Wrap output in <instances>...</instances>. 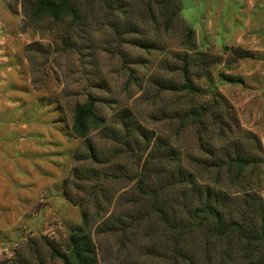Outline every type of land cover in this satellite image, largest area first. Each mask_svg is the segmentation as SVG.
Returning <instances> with one entry per match:
<instances>
[{
	"label": "rangeland",
	"instance_id": "rangeland-1",
	"mask_svg": "<svg viewBox=\"0 0 264 264\" xmlns=\"http://www.w3.org/2000/svg\"><path fill=\"white\" fill-rule=\"evenodd\" d=\"M125 5L132 31L98 20L84 33L74 27L68 34L63 24L30 22L21 0H0V264H62L50 257L48 242L63 250L82 210L97 264H264V239L246 253L236 231L220 237L211 221L197 223L191 210L202 199L175 178L157 175L156 154L160 136L178 145L184 160L198 156L194 131L174 143L164 117L177 96L171 88L181 80L178 57L196 51L203 60L191 62L193 82L203 90L213 84L233 118L226 140L208 135L214 156L206 158L217 160L239 146L251 162L240 182L222 175L215 186L202 182L214 171L198 173L191 165L201 176L195 186L209 185L225 199L227 220H239L245 194L264 202V0H176L166 29L160 0ZM148 9L155 19L146 16ZM88 94L104 122L80 138L71 130L73 106ZM127 112L147 130V147L142 139L126 146L110 134L122 131ZM172 171L176 166L166 165V173ZM140 174L149 186L176 182L159 199L167 198L175 218L190 224L185 231L161 222L137 189ZM130 215L137 221L119 231L116 220Z\"/></svg>",
	"mask_w": 264,
	"mask_h": 264
},
{
	"label": "trees",
	"instance_id": "trees-1",
	"mask_svg": "<svg viewBox=\"0 0 264 264\" xmlns=\"http://www.w3.org/2000/svg\"><path fill=\"white\" fill-rule=\"evenodd\" d=\"M127 0H21L23 14L27 16L30 22L38 25L41 21H47L53 25L63 24L66 26V33L69 34L68 29L78 27L80 32L84 33L86 28L101 20L105 25L112 26L114 29H124V33L132 31V23L130 20L129 10L126 9L125 2ZM161 10L159 14L162 18V27L166 29L169 26L170 20L177 14L176 0H160ZM117 6V8H114ZM170 6V8H168ZM163 8V9H162ZM97 9L100 13L97 14ZM146 16L150 19H155L152 9L146 10ZM124 21V22H123ZM192 29L187 28L186 39L190 42ZM68 34L62 40L64 43L69 42ZM191 43V42H190ZM190 46L191 44H187ZM191 47V46H190ZM193 49V48H192ZM199 53L194 51H184L178 57V72L181 80L171 88V92L177 93L175 101L171 104L170 114L164 116L171 121V133L173 142L178 143L181 135L187 130H193L198 156L191 158L190 155L184 157L180 154V147L172 146L165 137L157 138L156 154L161 158V171L157 175L164 174L181 184L190 186L191 192H196L198 198L202 199L201 206L191 210V216L197 217V223L204 225L206 221L212 222V229L214 235L222 236L228 231H236V234L241 240H244V249L249 253V245L258 242V239H264V202L259 198L256 199L253 194H245L241 198L240 213L238 214L239 220H227L224 213L227 211L224 207L226 205L225 199L216 198L217 192L213 193L212 187L219 184L220 178L223 175L226 179H230L231 183L240 182L243 177L245 168L251 162L247 157L244 150L236 146L235 152L227 150L223 151L221 157L217 160H208L214 155H211L214 149L212 143H209V134H214L220 140H226L228 137L229 119L232 115V109L226 98L215 89L213 84H210L209 90H203L199 85L193 82V74L191 72V62L198 59L202 62L203 58L198 56ZM96 99L88 94L84 101H77L73 106L71 130L80 138H84L88 133L94 129L102 126L104 119L96 110ZM223 106V111L221 110ZM162 111H165L163 109ZM227 117V119H226ZM235 119V118H234ZM122 124L121 132L110 133L113 137H120L122 143L129 146L130 143H135L138 139L144 141L145 146H148L147 130L142 128L140 124L129 118V112L124 113L120 118ZM92 147H89V149ZM152 150H146V155H150ZM203 156V158L201 157ZM166 165L176 166V171L166 173ZM194 165L195 171L198 173H208L214 171V174L208 176L202 182H211L212 185H206L203 190H198L195 186L199 179L197 174L190 167ZM202 168L203 170L198 169ZM224 167V168H223ZM223 168V169H222ZM214 169V170H213ZM222 169V170H221ZM146 176L139 175L136 182L137 189L146 197V201L155 211L161 222L171 229L185 231L187 226L182 220L175 218L176 212L168 207V199H159L161 191L165 186H171L176 182H153L150 186L144 181ZM243 180H241L242 182ZM166 184V185H165ZM203 191V194L201 193ZM213 200H215L213 202ZM218 201V202H216ZM250 216L247 221L246 216ZM170 217V218H169ZM119 218V217H118ZM138 217L130 215L126 220L119 218L116 220L118 223V230H124L131 226ZM122 224V226H121ZM116 229V230H117ZM180 235V234H179ZM50 257L59 258L62 264H97V255L93 246L91 235L88 231V215L87 212L82 210L81 223L72 228L67 236L65 248L60 250L48 242ZM180 256L179 248L176 247ZM264 257V255H263ZM245 259H250L246 254ZM116 264H123L118 262ZM172 264V263H171Z\"/></svg>",
	"mask_w": 264,
	"mask_h": 264
}]
</instances>
